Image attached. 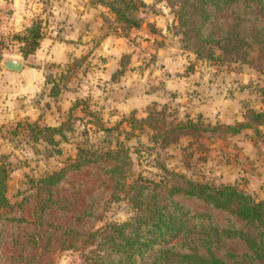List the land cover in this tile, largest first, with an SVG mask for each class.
<instances>
[{
    "label": "trees",
    "instance_id": "trees-1",
    "mask_svg": "<svg viewBox=\"0 0 264 264\" xmlns=\"http://www.w3.org/2000/svg\"><path fill=\"white\" fill-rule=\"evenodd\" d=\"M101 3L126 29L139 30L145 24L136 0ZM168 3L177 17L172 33L182 37L183 50L198 60L264 64V0ZM27 33L23 54L28 58L41 48L44 33L37 24ZM60 94L61 89L55 87L51 96ZM81 103L76 101L70 118L60 125L41 128L31 123L28 131L42 134L51 144L57 143V136L66 140V132L80 120L76 112ZM155 107L157 103L145 117L135 111L124 116L114 128L84 110L94 120L91 126L112 140L117 133V150L79 148L77 160L69 167L40 180L35 204L11 202L8 192L14 169L1 163L0 264H44V257L54 249L86 252L87 264H264V200L240 185L198 183L165 166L160 180L136 174L130 151L119 142L124 125L129 124L132 131H126V140L149 128L157 132L154 141L161 140L165 147L176 143L185 131L190 136L207 132L193 119L168 124ZM261 127L264 110L250 111L244 122L226 125L224 133L259 132ZM74 174L79 181L67 184ZM123 200L134 215L96 229L111 205ZM28 206L30 218L24 213Z\"/></svg>",
    "mask_w": 264,
    "mask_h": 264
},
{
    "label": "rangeland",
    "instance_id": "rangeland-1",
    "mask_svg": "<svg viewBox=\"0 0 264 264\" xmlns=\"http://www.w3.org/2000/svg\"><path fill=\"white\" fill-rule=\"evenodd\" d=\"M6 1V7L0 8V23L3 24L0 26V71L8 69L3 65L5 59L23 57L26 59L24 69H35L29 80L33 78L40 82L37 93H12L14 98L10 102L9 99L0 98V165L4 162L14 169L9 181L8 197L11 202L32 205L37 202L40 180L69 167L77 160L79 148L117 150V133L113 136L115 140H112L106 133L91 126L90 122L94 120L83 111L97 114L106 127L118 126L124 116L113 119L118 115L103 102L110 81L104 77L103 69L108 58H104L102 52L107 51L110 39L112 43L117 39L138 42L137 35H132V30L119 23L101 0H87L90 14L104 22V40H87L89 44L85 49L73 55L69 62H53L41 52L38 56L41 48L27 58L23 54L27 47L23 40L28 34L27 30L35 24L43 28L44 36L59 30L62 21L59 17L63 11L59 14L58 10L55 11L53 0H23L21 7L24 12L19 17L14 0ZM57 1L62 0H54ZM73 1L83 6L81 1ZM142 2L145 3L144 7L141 6ZM136 3L140 7L138 15L145 22L143 30L155 36L164 37L161 30L156 28L157 24L171 28L170 25L173 27L177 22L168 0H136ZM4 22L9 23L5 28ZM170 37L177 45L180 43L172 31ZM125 53L122 54V63L127 68L134 61L131 60V54ZM148 54L141 58L149 67L155 56L150 50ZM179 55L186 58L188 71L195 77L189 82L188 88H173L161 102H155L158 104L155 111L161 113L160 117L165 118L168 124L176 125L193 119L207 132L190 136L185 131L186 134L180 136L176 143L165 147L161 140L154 141L157 132L149 128L144 133L137 131L138 136L131 141L126 140V131H132L129 124L124 125L119 142L123 143L122 149L130 151L136 174L150 180H160L161 167L165 166L198 183L240 185L256 199L264 200V127L259 128V132L248 129L239 135L224 133L226 125L244 122L250 111L264 110V64H215L198 60L194 54L186 57V51ZM119 76L117 73L113 78ZM3 87L7 88L6 85ZM55 87L61 89L57 98L51 96ZM162 88L166 89L165 85ZM77 100L82 101L81 109L76 112L80 120L74 121L73 130L66 132V140L57 136V143L51 144L42 134L31 135L28 131L31 123L46 128L67 121L70 109ZM79 179V175L74 174L67 184H74ZM29 209L28 206L24 212L28 218ZM134 213L126 200L114 203L106 212L104 220L98 222L96 229L108 223L126 221ZM85 253L54 249L44 257V264H87Z\"/></svg>",
    "mask_w": 264,
    "mask_h": 264
},
{
    "label": "crops",
    "instance_id": "crops-1",
    "mask_svg": "<svg viewBox=\"0 0 264 264\" xmlns=\"http://www.w3.org/2000/svg\"><path fill=\"white\" fill-rule=\"evenodd\" d=\"M79 1L83 3V6L73 0L60 2L53 0L55 11L58 10V14L63 11L61 18L59 17L62 21L59 23L60 28L56 26L59 30H54L49 35L44 36L38 56L41 52L53 62H69L73 55H77L85 49L89 44L87 40H104L106 27L103 20L90 14L91 9L87 5V0ZM7 2L0 0V8H5ZM14 2L15 8L18 10L17 16L21 17L24 12L23 7H21L23 0H14ZM8 24L5 23L4 28ZM1 25L3 26L2 23H0ZM156 28L161 30V34L165 38L155 36L154 33L142 28L138 31L133 30L132 33V35H137L138 43L129 42L126 39L124 41L117 39L116 42L112 43V39H110L107 51L102 52L104 58H108L103 69L104 77L110 81L103 102L109 110H113V113L118 115L113 119L120 117V115L129 116L134 111L140 117H145L148 108L153 103L161 102L173 88H178V90L185 86L188 88L189 82L195 77V74L188 71L186 58L179 55V53L185 52L182 37L173 34L180 42L177 45L173 38H169L171 36L169 27L157 24ZM149 50L153 52L155 59L153 57L154 61L148 67L141 57L148 56ZM124 51L132 55V59H130L134 62L127 66L123 73H119L123 71L122 54ZM189 55L192 56L191 53L187 52L186 57ZM32 70L35 69L25 68L19 71L4 69L3 72L0 71V98L9 99L10 102L14 98L12 93L26 94L30 91L37 93L39 91L38 82L40 81L33 78L29 80L34 74ZM117 73L120 76L113 78ZM3 85H6L7 88H4ZM164 85L166 89L162 88ZM34 108L33 106L32 110Z\"/></svg>",
    "mask_w": 264,
    "mask_h": 264
},
{
    "label": "water",
    "instance_id": "water-1",
    "mask_svg": "<svg viewBox=\"0 0 264 264\" xmlns=\"http://www.w3.org/2000/svg\"><path fill=\"white\" fill-rule=\"evenodd\" d=\"M26 63V59L23 57H12L5 59L3 61V65L11 70L19 71L24 69Z\"/></svg>",
    "mask_w": 264,
    "mask_h": 264
}]
</instances>
